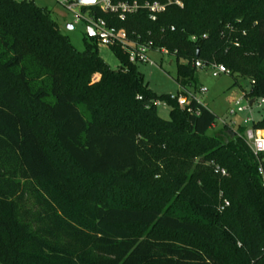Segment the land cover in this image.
<instances>
[{
    "label": "trees",
    "instance_id": "obj_1",
    "mask_svg": "<svg viewBox=\"0 0 264 264\" xmlns=\"http://www.w3.org/2000/svg\"><path fill=\"white\" fill-rule=\"evenodd\" d=\"M180 1L155 20L90 9L164 48L179 86L199 60L264 98V0ZM86 34L78 50L46 7L0 0V264H264V152L247 127L156 94L119 46L111 68Z\"/></svg>",
    "mask_w": 264,
    "mask_h": 264
},
{
    "label": "rangeland",
    "instance_id": "obj_2",
    "mask_svg": "<svg viewBox=\"0 0 264 264\" xmlns=\"http://www.w3.org/2000/svg\"><path fill=\"white\" fill-rule=\"evenodd\" d=\"M35 2L49 10L50 17L57 22L60 32L68 37L76 49H84V41L88 40L86 38L87 25L84 21L80 20L75 23L72 13L55 0H35ZM68 25H71L72 28H68ZM98 52L111 68L118 65L117 58L109 48L98 45ZM151 57L156 65L138 64V69L143 74L149 88L156 94L176 93L179 90L178 81L176 80V62L172 60V63L169 64L171 60L169 56L155 52L151 53ZM233 76L236 77L238 85H233ZM200 86H204L207 91L200 92L198 89ZM249 87L248 80L241 75L221 74L214 77L211 74V69L206 67L198 69L194 75V80L186 88L201 104L207 106L217 116L215 127H219L221 121L224 120L228 121L229 124L234 122L235 126L241 125L251 128L252 120L258 119L263 113L264 104L258 106L261 98H257L253 105L244 112L236 115L229 114L233 100L236 98L242 97V105H246L248 100L252 99V97L246 95L249 92ZM157 109L160 116L168 118L169 107L167 105H160ZM235 126L233 125V128ZM260 132L264 134V130H260ZM30 225L36 228L40 226V222L31 221Z\"/></svg>",
    "mask_w": 264,
    "mask_h": 264
},
{
    "label": "built area",
    "instance_id": "obj_3",
    "mask_svg": "<svg viewBox=\"0 0 264 264\" xmlns=\"http://www.w3.org/2000/svg\"><path fill=\"white\" fill-rule=\"evenodd\" d=\"M55 1H57L67 11L72 13L75 23L82 20L86 23L87 27L89 26L92 29L94 33L93 35L97 40V45L105 46L109 49L111 46H119V48L128 55L129 61L137 65L147 64L151 66L156 65V62L151 57V53L155 52L161 55L169 56L164 48H153L150 41L140 42L139 40L131 39L125 29L108 25L106 20L102 17L96 16L91 11L90 7H97L100 11L105 13L107 12L116 14L118 19L121 20H123L128 13H133L138 9H145L148 12L149 18L151 20H155L157 15L166 9L167 5L175 4L180 7L182 6V2L180 0H165V2L144 1L142 3L136 0H95L92 4H81L78 2V0ZM84 7H87V9H83ZM171 29H173V27ZM193 65L197 69H204L206 67H209L211 69V74L214 77L221 74H230L229 69H227L222 64L211 63L206 65L201 61L196 60L194 61ZM199 91L206 92L207 89L204 86H200ZM168 95L170 99L176 100L177 104L181 107L187 106L191 99L199 102L187 88L182 86H179V90L176 93H169ZM241 101L242 97H238L233 100V104L229 110L230 115H236L237 113L244 112L246 109H248V107H250V100H248V103L246 105H242ZM263 104L264 98H261L258 102V106H262ZM155 105L164 106L167 104L164 101L156 100ZM188 110L191 111V108L188 107ZM247 119L250 120L249 118ZM221 123H223V120L221 121ZM231 124L235 126L234 122H231ZM244 136L246 142L255 154L264 152V134H262L260 130L254 129L253 127L247 128ZM209 164L213 166V172L215 174L220 176L227 175L225 168L219 166L213 161H210ZM259 171L261 172V168H259ZM227 205L228 201L223 200L220 206V210H222Z\"/></svg>",
    "mask_w": 264,
    "mask_h": 264
},
{
    "label": "water",
    "instance_id": "obj_4",
    "mask_svg": "<svg viewBox=\"0 0 264 264\" xmlns=\"http://www.w3.org/2000/svg\"><path fill=\"white\" fill-rule=\"evenodd\" d=\"M94 1L95 0H78V2L81 3V4H92V3H94ZM67 27L68 28H72L71 25H68ZM86 31H87L88 35H90V36H92L94 34L92 29L89 26L86 28ZM169 64H171V61H170ZM253 102H254V98L250 99L249 105L252 106ZM230 132H231V134L234 133L233 131H230Z\"/></svg>",
    "mask_w": 264,
    "mask_h": 264
}]
</instances>
